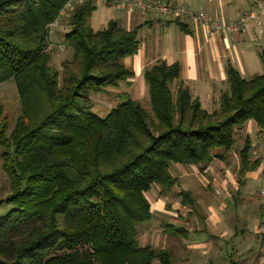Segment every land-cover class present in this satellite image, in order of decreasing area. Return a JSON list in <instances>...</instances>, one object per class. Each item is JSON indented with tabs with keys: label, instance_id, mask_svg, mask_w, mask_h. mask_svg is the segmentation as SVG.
<instances>
[{
	"label": "trees",
	"instance_id": "trees-1",
	"mask_svg": "<svg viewBox=\"0 0 264 264\" xmlns=\"http://www.w3.org/2000/svg\"><path fill=\"white\" fill-rule=\"evenodd\" d=\"M67 1L0 0V83L14 80L21 107L7 133L0 101L1 157L12 186L5 201L13 205L0 217V264H171L166 249L139 244L137 225L153 217L147 193L177 185L175 194L194 209L171 163L200 168L232 148L247 120L264 129V51L263 72L249 79L227 66L228 89L212 112L180 80L178 63L157 61L143 71L150 110L119 92L100 116L91 97L133 76L123 58L137 53V28L111 19L94 29V0L75 4L64 35L71 58L59 75L49 63L48 26ZM250 150L246 136L240 178L259 166ZM164 227L185 236L183 227Z\"/></svg>",
	"mask_w": 264,
	"mask_h": 264
},
{
	"label": "crops",
	"instance_id": "crops-1",
	"mask_svg": "<svg viewBox=\"0 0 264 264\" xmlns=\"http://www.w3.org/2000/svg\"><path fill=\"white\" fill-rule=\"evenodd\" d=\"M168 1L187 4L192 10H203L211 18L219 20H233L250 10L261 18L264 16V10L254 9L255 2L259 0ZM95 6L90 20L94 29L102 28L111 19L127 30L137 28V53L123 58L124 65L133 72V76L114 87L117 94L128 92L130 95L134 93V96L145 95L148 91L143 78L146 67L157 61H164L167 65L178 63L180 80L190 88L193 97H198L201 107L204 101V109L212 112L218 108L221 92L228 89L227 66L236 68L245 79L263 72L260 53L264 49L260 43L264 42V29L255 19H250L239 33L209 36L201 25L186 16L169 19L139 10L109 11L101 3ZM61 22L62 30L58 33L64 37L68 31L64 16ZM59 44L63 48L65 46L67 56L71 57L72 51H68L70 47L65 42ZM114 88L109 87L106 91ZM257 127L250 119L236 128L235 142H238V146L234 148V143L230 150H221L222 158L215 157L200 168L194 165L178 166L183 172L179 170L178 175L174 174L180 178L181 188L191 192L195 199L194 209L183 204L176 194L175 198L169 200L176 205H172L173 211L163 209L161 200L154 202L158 212H167L174 219L173 222L179 220L180 225L177 226L186 230L185 236L177 242V249L174 251L170 247L174 254L171 264H264V196L260 192L264 146ZM246 136L251 140L250 159H258L259 166L240 178L237 174L238 152ZM205 167H208L206 171ZM192 169H199L200 179L203 178L199 173L201 170L211 178V186L218 188V192L215 191L218 196L214 197L216 202L202 200L188 181L184 174ZM175 187L179 191L177 185L172 189ZM187 214H192L191 221L195 219L194 223L198 221L199 225L189 226Z\"/></svg>",
	"mask_w": 264,
	"mask_h": 264
},
{
	"label": "rangeland",
	"instance_id": "rangeland-1",
	"mask_svg": "<svg viewBox=\"0 0 264 264\" xmlns=\"http://www.w3.org/2000/svg\"><path fill=\"white\" fill-rule=\"evenodd\" d=\"M83 1H81L80 3H82ZM94 3L95 5L97 4L100 5V3H97L95 1ZM104 7H106L107 10L109 9V11L115 10V9H110L107 6H104ZM258 8L262 11L264 10V0H259V2H255L254 9L256 10ZM68 13L69 11H67L65 13L66 15L64 16L66 22H67ZM262 18L264 19V16ZM66 22L65 24L67 25ZM61 30H62V22H60L59 25L55 26L49 33V46H48V51L51 55L49 63L50 65H52L54 68H56L59 71V75H61L62 73V61L70 60L71 58L69 57V55L67 56V51L65 49V46L64 48H60L57 45L58 43L64 42L63 35L58 33V32H61ZM260 44L262 45L264 49V42L261 41ZM59 45H62V44H59ZM257 48L261 49L260 47H257ZM68 51L71 52L72 49L70 48L68 49ZM145 85L147 86L146 83ZM123 87H125L124 84H123ZM172 88L174 89V85H172ZM133 90L135 92L136 85L133 87ZM146 92L147 93L142 96H134V93L131 95L134 98H136L143 107H146L147 110H150L149 105H148V100H149L148 91L146 90ZM91 99L93 101V110L98 115L103 116L109 111L111 107H113L116 104L117 92L115 91V88H114L112 91H104L99 94H93ZM0 101L3 103V106H4L3 115L5 116L6 122L8 123L7 133H9L10 130L12 129V126L16 122L17 117L20 115V111H21L19 97H18L16 86H15V82L13 79L0 83ZM214 107L215 108L217 107V102ZM203 108H206V104L204 103V101H203ZM237 146H238V142L236 141L234 148H236ZM1 152H2V148L0 147V200H3L0 203V217L7 214L8 211H10V209L13 207L11 203H7L5 201V198L8 197L12 193V186H11L9 176L3 166V159L1 157ZM178 166H184V165L178 164V163H171L170 172H172L173 174L175 172V174L177 175L179 174L180 171L183 172V170H181V167H178ZM198 170L199 169H196V170L192 169L191 171L187 172V174H184V175H186V177L188 178V181L193 184L197 193L202 196V200H206V201L209 200V201L216 202L214 197L218 196L215 193V191L218 192V188H216L215 186H211V178L207 177L206 173H203L202 170L199 171V173H201V175L203 176V178L200 179L198 177L199 176ZM175 189L177 190V187H175L174 189H171L170 191L166 193L162 192L159 186H155L153 189H151L147 193V197L151 203V211H152L153 217L151 220L141 222L137 225L138 241L140 245L150 244L151 246H154L157 248L166 249L171 254L172 258L174 257L172 249L174 251L177 249L176 247L177 242H179L181 238L173 234L165 233L164 224L169 222V223H173L176 225H180V223H179V220H177L176 222H173L174 219H172V217L167 212H162V213L158 212V210L154 206V202L156 200L157 201L161 200L162 201L161 206L163 209L173 211L176 205H173V203L169 200L172 198H175V193L177 192ZM230 190L231 188L229 189V191ZM192 216H193L192 214H189V215L187 214L186 216L189 222L188 225L189 226L199 225L198 221L194 223L195 219L194 221H191L190 218H192ZM152 264H158V261L155 259Z\"/></svg>",
	"mask_w": 264,
	"mask_h": 264
},
{
	"label": "built area",
	"instance_id": "built-area-1",
	"mask_svg": "<svg viewBox=\"0 0 264 264\" xmlns=\"http://www.w3.org/2000/svg\"><path fill=\"white\" fill-rule=\"evenodd\" d=\"M83 0H68L64 7L60 10L58 17L49 24L51 31L55 26L61 22V17L65 16L66 12L72 9L75 4ZM115 10H139L146 13H155L161 17L169 19H177L180 16H186L201 25L206 34L209 36L222 33H239L247 25L250 19H255L260 26L264 29V19L260 18L253 10L241 14L238 18L233 20H219L211 18L203 10H192L187 4L184 3H170L164 0H120V1H107V0H94ZM63 48L62 45H59ZM258 126V125H257ZM261 142L264 146V129L257 127ZM208 167H205V170ZM261 194L264 196V166L262 169V185L260 189Z\"/></svg>",
	"mask_w": 264,
	"mask_h": 264
}]
</instances>
